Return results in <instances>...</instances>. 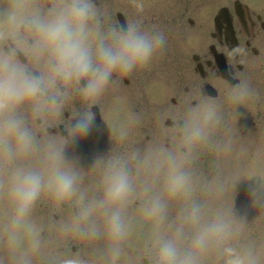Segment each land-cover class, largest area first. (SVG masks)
Returning <instances> with one entry per match:
<instances>
[{
  "label": "rangeland",
  "instance_id": "rangeland-1",
  "mask_svg": "<svg viewBox=\"0 0 264 264\" xmlns=\"http://www.w3.org/2000/svg\"><path fill=\"white\" fill-rule=\"evenodd\" d=\"M231 1L220 0L221 4L227 5ZM242 1L249 3V8L251 6L264 12V0ZM19 2L22 0H11V7L16 5L17 12L22 13L21 5L18 7ZM7 4L8 0H0V15L5 13ZM205 13L208 15V11ZM190 37L192 38L188 35V42ZM193 46L194 43L189 46L192 48L188 52L195 49ZM177 68L175 65V74ZM257 68L254 84L242 82L247 87V95L241 101L233 102L229 98L235 85L227 87L226 93L224 91L214 98L208 97L202 103L200 109L213 108L215 117L206 128V135L193 144L186 145L184 136L180 141L171 139L170 131L176 127L163 123L162 116L161 119H149L150 113L146 108L135 113L128 108L118 107L124 112V120L127 122L122 127L120 119L118 123L121 128L118 129H110L111 119H103L98 147L116 139L106 146L108 151H119L121 144L127 159H136L137 176L129 179L132 190L142 187L136 191V195H132L134 201L128 195L120 206L125 232L115 242L119 248L115 256L109 251L113 242L106 234L105 216L102 212H96L89 218V223L96 229L94 234L86 227L72 226L77 209L89 200L102 196L103 176L97 169L93 171L83 164L66 142L52 137L53 135L44 134L45 123L41 126L35 123V118L40 117L41 113L33 114L31 106L27 104L18 108V114L24 118L37 141V151L22 162L43 168L40 150L50 144L61 146L64 154L63 165L77 176L76 192L71 197L56 199L48 191H42L25 221L31 226L32 236L21 229L18 242L13 247L8 240L11 207L3 187L7 177V165L0 164V264H21L24 260L27 264H59L69 256L80 257L84 264H159L155 254L157 238L172 233L179 223L180 210L191 203L200 206L202 221H207L217 213L229 219L235 228V235L230 243L237 248L251 249L259 257V264H264V206L253 203L246 195L249 184L264 183V56ZM187 70L183 69L184 75L189 73ZM187 76V80L191 81L189 75ZM185 121L187 125L189 119ZM106 123L110 127L106 128ZM112 130L115 132L112 133ZM166 141L167 147L164 146ZM136 143L138 147H132ZM181 146L187 147L184 153L180 150ZM169 153L181 158L182 166L189 175L190 193L187 200L165 198L164 216L157 219L146 216L143 208L151 196L162 191L164 167L161 166L157 171L156 165ZM115 158L119 159L120 155L115 154ZM145 188L148 190L145 191ZM61 202L63 207H60ZM54 213H57V218H54ZM191 231L186 226L185 236L190 235ZM33 237L38 242L35 247L32 246ZM143 258L147 262L144 263ZM199 264H222V261L216 250L210 248L200 257Z\"/></svg>",
  "mask_w": 264,
  "mask_h": 264
},
{
  "label": "clouds",
  "instance_id": "clouds-1",
  "mask_svg": "<svg viewBox=\"0 0 264 264\" xmlns=\"http://www.w3.org/2000/svg\"><path fill=\"white\" fill-rule=\"evenodd\" d=\"M92 15L90 0H63L44 14L33 12L27 18L18 19L13 12L7 17L9 24L24 23L35 33L29 51L37 58H45L48 69V79H45L27 71L11 53L0 52V164L7 165L3 187L11 207L8 240L13 247L21 229L32 236L31 226L25 221L41 192L46 190L56 199H65L76 192L77 182L76 173L63 165L64 154L59 145L50 144L40 150L43 168L22 162L37 151V141L18 114V108L27 104L33 114L39 115L47 104L55 103L54 97H44L46 89L55 81L75 83L83 98L95 97L114 73H128L147 64L164 46L162 32L143 29L136 23L115 24L101 35L88 24ZM246 95V85L238 83L229 98L239 102ZM214 117L211 107L193 109L184 130L185 144L199 142ZM92 127L93 115L84 111L73 121L67 135L73 139L87 137ZM161 166L164 167L162 191L151 196L143 208L146 216L157 219L164 216L165 198L187 200L190 193L189 175L180 157L169 153L156 165L157 171ZM101 182L102 196L82 204L72 226L86 227L94 234L96 229L89 218L102 212L106 234L113 242L109 251L115 256L119 252L115 242L125 232L120 206L132 191V185L118 161L106 166ZM246 195L253 203L264 206V183L249 184ZM201 217L202 210L196 203L180 210L179 223L172 233L155 242L159 264H199L200 257L210 248L216 250L222 264H259V257L251 249L237 248L230 243L235 228L229 219L219 213L207 221H202ZM186 226L192 229L187 237ZM37 243L33 237L32 246ZM59 264L84 262L78 256H69Z\"/></svg>",
  "mask_w": 264,
  "mask_h": 264
},
{
  "label": "flooded vegetation",
  "instance_id": "flooded-vegetation-1",
  "mask_svg": "<svg viewBox=\"0 0 264 264\" xmlns=\"http://www.w3.org/2000/svg\"><path fill=\"white\" fill-rule=\"evenodd\" d=\"M96 3L94 2L91 5L92 10ZM242 13L243 15H240L239 19L232 12L230 13L231 27H228L224 20L219 19L217 26L210 33L213 41L212 44L207 45L205 42L200 46L198 60L204 61L207 58L210 48L223 53L226 60H241V68H243L244 63H248V59L254 60V56L256 54L258 55L259 48H261L263 42L261 30L258 29L259 23L254 15L247 13L246 10L242 11ZM9 14H11V5ZM96 17L97 23L102 22V25L94 26L95 31H98L101 35L106 34L111 28L110 21L102 20L99 13ZM164 22L168 27L174 25L175 14L173 12V6L171 7V12L165 17ZM0 26V49L5 53H11L14 58L16 57L21 60L22 62L18 61L27 67V71L28 69L32 71L35 68H41V61L44 58H37L29 51V44L35 38V33L31 32L24 23L18 25L16 29H11V24L8 23L7 19ZM255 40L262 42L256 45L254 43ZM20 52L25 57L21 56ZM44 67L47 68L46 62ZM117 73H114L113 77H117ZM36 74L40 75L39 71ZM123 79L127 81L125 77ZM44 97L45 99L54 97L55 103L46 105L43 110L44 117L42 119H60L56 122V125H61L67 132L73 121L84 111L91 112L93 119H112L109 116H105L106 109L108 108V96L104 90L95 97L85 99L78 92L75 83L65 84L60 81H55L46 89ZM51 127H54V125ZM95 131L97 132L96 129ZM64 138L76 144L79 137L73 139L67 135ZM83 146H86V144H83Z\"/></svg>",
  "mask_w": 264,
  "mask_h": 264
}]
</instances>
